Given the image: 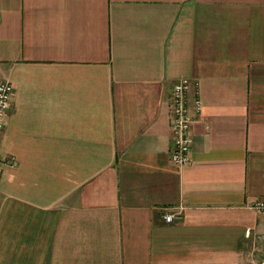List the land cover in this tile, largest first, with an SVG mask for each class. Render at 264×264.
Masks as SVG:
<instances>
[{"label":"crops","instance_id":"obj_1","mask_svg":"<svg viewBox=\"0 0 264 264\" xmlns=\"http://www.w3.org/2000/svg\"><path fill=\"white\" fill-rule=\"evenodd\" d=\"M1 81L0 264L264 261V0H0Z\"/></svg>","mask_w":264,"mask_h":264},{"label":"built area","instance_id":"obj_2","mask_svg":"<svg viewBox=\"0 0 264 264\" xmlns=\"http://www.w3.org/2000/svg\"><path fill=\"white\" fill-rule=\"evenodd\" d=\"M190 81L180 79L174 82L171 89V98L169 109L171 114V149L170 159L173 164L182 167L190 163V151L192 147V123L202 110V103L199 92L196 91L189 98ZM13 87L8 81L0 82V136L5 127V121L11 110V98ZM8 162L0 160V176L3 167ZM249 208L257 213L264 214V200H258L249 205ZM166 223L173 220V215L166 214L163 216ZM260 264H264L261 261Z\"/></svg>","mask_w":264,"mask_h":264}]
</instances>
